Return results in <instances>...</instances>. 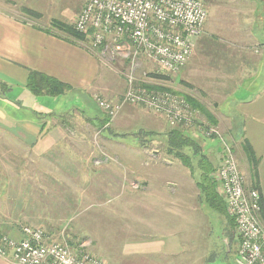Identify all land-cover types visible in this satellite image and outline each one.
Masks as SVG:
<instances>
[{
    "label": "crops",
    "instance_id": "crops-1",
    "mask_svg": "<svg viewBox=\"0 0 264 264\" xmlns=\"http://www.w3.org/2000/svg\"><path fill=\"white\" fill-rule=\"evenodd\" d=\"M42 1L44 0H0V153L3 152L0 159L1 156L7 157V164L5 161V165L0 164V204H5V208L14 205L9 211L1 210L0 219L32 223L29 224L32 226H43L40 222L46 220L43 210L38 212L35 207L39 200L48 196L43 190L50 191L54 205H62V211H69L72 206L94 199V192L86 191L87 186L78 188L76 185L74 188L79 189L80 194L75 195L76 201H68L65 190L71 188V185L65 174L70 171L65 170V165L71 163L64 159L55 163L63 169L56 174L53 151L58 147L57 154L62 152L61 156L65 158L64 148L70 146V139L83 141L88 134H92H72L66 128L69 112L74 109L77 113L86 112L88 100H94L91 92L105 91L106 98L117 99V94L126 89L125 78L118 74L112 78L110 75L109 78L105 76L108 63L106 65L101 61L98 53L90 50L85 41L52 29V18L41 21L23 13L24 6L40 11L44 6ZM210 1V6L207 4L208 20L203 33L194 39V52L183 76L193 84L195 92H203L211 108L214 106L221 109L219 116H216L220 131L228 132L237 118L240 136L238 142L248 139L260 159L259 181L264 198V0ZM228 3L230 9L222 8V5ZM240 12L243 15L241 20L229 19V16L231 18ZM31 70L55 76L70 84L73 91L59 97L34 95L26 86ZM60 97L62 101L73 97L78 100L67 107L69 112H65L64 103L57 100ZM227 103H231L230 108L234 110L232 113L224 111ZM96 116L99 114L93 115L94 120L98 118ZM90 126L94 130L92 122ZM90 137L93 138V134ZM213 142L216 143L215 140ZM27 156L31 157L30 161L24 160ZM25 164L30 168L32 165V169H27ZM102 166L105 174L97 180L96 187L109 189L117 172L111 167L112 164L105 163ZM175 168L169 164L158 168L154 184L149 185V196L144 197L142 216L146 232L143 236L147 239V246H144L143 253L153 257L163 258L177 249L175 242L178 243L179 239L181 242L186 239L192 242L193 237L199 235L196 222L199 206L193 207L192 196L188 195V192L197 193L196 199L199 200V190L194 191L198 180L189 182L186 179V169L188 172L189 167L181 165ZM245 169L247 172L246 165ZM75 170L76 173L83 174L81 177L89 174L82 169ZM88 178L93 181L92 176ZM248 178L251 183L249 174ZM55 181L60 184L55 185ZM174 186L177 188H172ZM197 186L198 184L195 189ZM61 188L63 191L57 193L56 190ZM160 188H164L165 192ZM171 189L173 190L170 191ZM58 197L61 199H56ZM152 203L155 206H150ZM203 204L211 208L204 197ZM153 215H158L159 218L154 219ZM218 216L221 217L224 242L227 243V233L231 231V227L235 233V223L225 214L218 213ZM183 220L187 224L185 228L176 224ZM2 224V230L11 234L18 233V227L11 228L6 223ZM57 226L59 225L44 228L52 231ZM174 230H177L175 240H169L167 244L162 237H165V231L172 233ZM237 246L233 249L235 252ZM190 250L192 251L191 247ZM181 263L183 264V260L177 264ZM0 264L16 263L9 258L0 257Z\"/></svg>",
    "mask_w": 264,
    "mask_h": 264
},
{
    "label": "rangeland",
    "instance_id": "rangeland-1",
    "mask_svg": "<svg viewBox=\"0 0 264 264\" xmlns=\"http://www.w3.org/2000/svg\"><path fill=\"white\" fill-rule=\"evenodd\" d=\"M86 1L87 0H44L42 1L44 6L40 10H43L42 17L39 19L41 21H48L51 18H56L73 24ZM202 1L205 5L208 4L210 6V0ZM223 7L227 10L230 9V3L222 5V8ZM216 11L215 8V12ZM236 14L237 15L231 16V18L229 16V19L241 20L243 18L241 12ZM113 56L119 58H114ZM103 58H100V60L106 65L108 63L105 69L107 73L105 76L109 78L110 75V78H112L114 75L118 74V76L125 78L126 81L128 67L134 62L131 57L113 55L112 52H107ZM187 64L176 74L165 77L157 75L156 71H153V66L147 65L146 67L143 65L138 71L137 84L147 91L167 90L169 94L179 98L187 99L186 95L197 97L196 99L208 108V111L217 119V125L213 119L202 115L199 108H195L194 110L191 107V103L187 101L190 105L188 108L189 112L193 113V117L189 120L188 124H181L178 126L184 127L187 133L198 140L204 149L203 151L205 153L207 152V156H209V158L215 162L216 167H218L221 163V155L223 154V144L219 140H215L216 143H214L213 138L216 136L206 135V138L204 133L205 129L209 126H214L220 130L218 125L219 120L216 116L221 113V109L214 108V106H212V109L210 102L207 101L205 95L202 94L203 92L200 90H196L195 92L193 90V84L184 77L185 74L183 73L185 72V68L189 66V64ZM159 78L161 81H158ZM119 81L121 82V80ZM128 90L129 85L126 81V89L123 93L117 94V99L106 98L107 94H105V91H103L104 93L91 92L92 95L94 94V100H88L89 105L84 114L77 113L78 111L76 109L72 110L71 113L69 110L67 111V109H69L67 107H70L73 104L72 102L77 103V97L71 99L65 98L63 101L62 97L57 99L59 102L62 101L61 103H64L63 111L69 112V116L66 117L68 120V127L66 128L70 129L69 132L72 134L81 133V135L83 134L82 136H87L88 133H92L93 138L90 137L92 134H88V137L83 139V141L79 139V141L70 139V146L64 148L65 158L61 156L62 152H60V155L57 154L56 149L58 147H56L53 151L54 155L52 158L56 167L55 173L58 174L59 171L61 172V170H63L56 166L58 161L62 159L69 160L71 164H66V169L64 168L66 171H70L65 174L67 182L71 185V188L65 190V192L68 193V201L72 199H74L72 201H76L75 195L80 194V190L74 188L76 185L79 186L78 188L87 186L88 190H85L89 193L94 192L92 194L94 199H88L84 203L72 206L69 211H67V209L62 211V205H54V200H52L50 191L46 192V190H43V193H47L48 196L43 197V200H39V203L35 207L38 212L43 210V217L46 218V220H42L40 224L43 226H39L44 228L46 226L53 227L54 225H59L48 232L61 239L65 236L68 240V244L72 248L82 249L90 255L99 258L104 264H167L165 261L177 264L182 260L183 264H236V252L233 250L238 242L236 234L231 227V231L227 233V243L224 242L225 234L222 232L223 226L220 220L221 217L219 218L218 216L219 212L216 210L213 211L207 204H203L204 195L200 191V188L197 189L199 186L195 189L197 183L194 186V191L198 192L199 190V200L196 199L197 193L191 194V192H188V195L192 196V206H199L196 220L199 226L198 237H193L192 242H189L187 239L181 242L179 239L178 243L177 241L175 242L177 249L173 252L170 251L171 255H164L163 258L162 256L159 258V256L153 257L143 253L144 246H147V239L143 236L146 232L144 231L142 216L144 197L149 196V185L154 184V180L157 178L155 171L158 170V168H164V166L168 164L176 168L184 164L179 158L167 152L168 135L166 134L173 127L167 120L166 115L157 114L137 103L125 102L110 124L106 123L101 126V124L96 122L93 127L94 130H92L90 122L93 119V115L98 113L101 116V113L104 112L99 107L96 99L102 98L112 101H121L124 96H126ZM179 91L180 93H178ZM230 104L231 103H227L226 105L228 108H224L226 113H232L234 111L230 108ZM104 114L106 113L104 112ZM106 117L108 118L107 114ZM219 119L221 118L219 117ZM236 120L237 118L234 119V121L238 123ZM82 136L80 138H83ZM226 139H228V137ZM79 147L82 148V151H80L81 148ZM191 147L184 148V151L188 154H194V150ZM233 149L235 150L240 168L246 176L247 184L251 186L245 164H242V158L239 156L235 146ZM0 154H3V152ZM240 154L242 156V153ZM5 157L6 156H1V165H5L3 164L4 161L6 162L7 157ZM24 160L30 161L31 157L27 156ZM108 160L109 162H106ZM105 163L113 165L111 167L117 172L118 180L115 176L109 189H97V180L102 174H105V169L102 166V164L105 165ZM193 163L194 166H197L196 158H193ZM25 165L27 169H32V165L31 168L28 167L27 164ZM75 169H82V171L89 173L87 176H92L93 181L87 176L81 177L83 174L76 173ZM190 170L188 169L187 172L186 169V179L189 182L200 179L197 167H195L193 172L192 169ZM115 181H117V183H115ZM54 184L58 185L60 183L55 181ZM172 188L177 187L174 186ZM160 190L165 192L164 188H160ZM172 190L173 189L170 191ZM61 191H63V188L56 190L57 193ZM156 192L159 193L158 190ZM56 199H61V197ZM150 206H155V204ZM10 208L13 209L14 205L5 208V204H0V211L3 210L4 212L5 209L9 211ZM117 208H119V213H117ZM1 216L0 213V218ZM153 216H155L154 219H156V217L159 218L158 215ZM3 221L1 220L0 224L3 223L2 225H5L6 223V225L11 228L25 225V223L17 221ZM176 224H181L184 228L187 225L184 220L177 221ZM175 231L177 230L172 231V233L165 231V237L162 238H164V240L166 239L167 244H169V240H175Z\"/></svg>",
    "mask_w": 264,
    "mask_h": 264
},
{
    "label": "built area",
    "instance_id": "built-area-1",
    "mask_svg": "<svg viewBox=\"0 0 264 264\" xmlns=\"http://www.w3.org/2000/svg\"><path fill=\"white\" fill-rule=\"evenodd\" d=\"M208 17V6L202 0H87L72 26L85 35L89 49L100 58L112 52L134 61L128 67L126 96L121 101L96 99L109 123L125 102H133L166 115L172 126L188 124L193 113L185 98L167 90L147 91L138 86L137 76L143 65L153 66L160 76L179 72L192 57L194 39L203 33ZM204 135L216 136L223 144L215 178L227 213L235 223V263L264 264L261 192L247 184L220 130L209 126ZM17 230V234H11L0 228V257L16 264H104L86 251L72 248L65 236L58 238L40 226L25 224Z\"/></svg>",
    "mask_w": 264,
    "mask_h": 264
},
{
    "label": "trees",
    "instance_id": "trees-1",
    "mask_svg": "<svg viewBox=\"0 0 264 264\" xmlns=\"http://www.w3.org/2000/svg\"><path fill=\"white\" fill-rule=\"evenodd\" d=\"M23 11H24L23 13L28 14V16H30L31 18L42 17V13L40 11L30 8V7L24 6ZM51 28L54 30L62 31L69 36H73L74 38H77V39H80L86 42L85 35L80 33L79 31H76L74 27L72 26V24L66 21L52 18ZM162 76L165 77L167 75H162ZM26 86L34 95H37V96L46 95V96L59 97V96L66 95L70 91H73V88L70 84L60 80L59 78L55 76H52V75H49V74H46L44 72L37 71V70H31L29 72ZM178 93H180V91ZM186 96H187L186 100L191 103V107L194 110L195 108L196 109L199 108L200 113H202V115L206 116L207 118L213 119V121L216 124L217 119L214 118L213 114L208 111V108L203 103L199 102L193 96H188V95ZM102 114H104V112L101 113V116L99 114L97 119L91 120L93 125H95L94 121H97L99 124H101V126L105 125L106 123H109V118L106 117V114L104 115ZM172 127L173 128L169 130L166 134L168 135L167 136V152L179 158L185 166L192 169V172L195 169V167L198 168L200 172V175H199L200 179L197 178L198 179L197 184L200 188V191L204 195L206 201L209 203L210 207L213 210H216L219 213L229 216L227 213L224 198L218 191V187H217L218 182L215 178V170L217 169L215 162H213L209 158V156H207L208 155L207 152L205 153L203 151L204 149L202 148L198 140L194 139L192 135L187 133V130L184 127L182 128V127H179L178 125L172 126ZM238 129H239V126L237 123H235L234 126H232V128L228 130V132L223 133L222 131H220V133L223 138V141L231 145V147L235 146L239 155H241L240 153H242L241 161L243 164L245 163V165L247 166V169H248L247 172L251 180L250 187L256 188L261 192V186H260V181H259V169H258L260 159L256 155L248 139L245 138L242 140V142L240 143L238 142V139L240 138L239 132L237 131ZM225 137L226 138L228 137V139H226ZM215 138H213V140L220 141L218 137H215ZM189 147H191L194 150L193 151L194 154H188L187 152L184 151V148H189ZM233 151L235 154L234 149ZM193 158H196L197 166H194ZM261 217L264 222V198L263 196L261 199ZM19 228L20 226L18 227V229Z\"/></svg>",
    "mask_w": 264,
    "mask_h": 264
}]
</instances>
